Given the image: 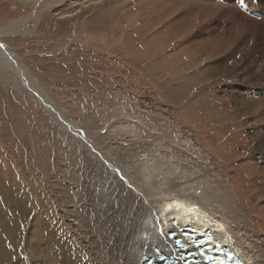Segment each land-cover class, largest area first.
Returning a JSON list of instances; mask_svg holds the SVG:
<instances>
[{
	"label": "rangeland",
	"instance_id": "rangeland-1",
	"mask_svg": "<svg viewBox=\"0 0 264 264\" xmlns=\"http://www.w3.org/2000/svg\"><path fill=\"white\" fill-rule=\"evenodd\" d=\"M52 1L0 0V30L24 20L20 33L0 36V41L17 57L37 89L105 153L116 140L128 152L136 146L133 143L141 145L139 139L146 137L143 140L148 144L164 142L163 151H182L186 167H191L190 154L209 175L222 180L244 224L253 230L257 242H264V202L255 200L257 195L264 197V165L253 153V131L260 133L262 126L253 125L258 118L240 115L249 103L244 99H264V85L251 87L259 83L258 73L264 67V32L260 28L256 37L255 25L248 20L252 16L256 24L264 22V0H249V4L236 0L231 5L237 17H248L239 24L247 28L249 41L241 40L231 45V51L206 59L197 56L194 43H206L231 30L232 13L227 20L218 17L180 33L168 29L162 38H155L164 31L165 22L147 8L145 0H126L119 6L109 0H83L60 10ZM219 3L223 8L230 6L228 1L224 6L225 1ZM205 67L210 78L203 81L199 73ZM178 69L182 70L177 73ZM5 82L6 77L0 79V179L12 188L17 212L22 211L21 202L27 209L31 205V222L40 226L47 222L68 236L62 212L71 219L78 214L81 203L70 186L77 178L85 180L86 167L94 163H86L82 155H92L80 144L72 145L67 131L37 101ZM247 107L251 112L252 107ZM132 124L145 128L147 135L116 132ZM119 135L125 137L119 139ZM188 147L194 154L187 152ZM5 246L9 249L7 242Z\"/></svg>",
	"mask_w": 264,
	"mask_h": 264
},
{
	"label": "bare ground",
	"instance_id": "bare-ground-1",
	"mask_svg": "<svg viewBox=\"0 0 264 264\" xmlns=\"http://www.w3.org/2000/svg\"><path fill=\"white\" fill-rule=\"evenodd\" d=\"M104 1L102 5L105 4ZM133 1L138 3L144 0ZM145 1L147 8L156 12L165 22V26L161 29L164 31L156 34L155 38L166 34L168 29L180 33L191 30L199 23L215 22L218 17L220 20L224 16L227 20L228 14L232 13L229 19L234 27L231 30L217 35L212 34L214 36L210 38V41L206 40V43H194L198 52L197 56L203 55L205 59L212 58L217 53L231 51V45L240 44L241 40L249 41L247 28L239 24L240 19L247 16L237 17L234 13L236 11L231 6L239 4L240 0L237 3L236 0ZM224 1L223 6L226 1L230 6L224 8L219 6V2ZM52 2L53 6L60 10L83 0H53ZM109 2H116L114 6H119L118 4L122 2L125 4L128 1L109 0ZM247 3L249 4V0ZM255 6H257L256 10L260 9L259 5ZM255 6H253L254 9ZM263 8L264 6L261 9ZM250 13L258 14L252 11ZM248 20L255 25L252 30L256 37L260 28L264 32L262 24L264 22L259 24L260 27L252 16ZM23 24L24 20L10 22L0 30V36L17 35ZM207 30L211 33L209 28ZM208 69L205 67L199 73L204 76L200 78L201 80L210 78ZM24 70L17 57L0 41V79L6 77L5 83L11 84L21 94L37 101L43 111L47 112L62 130L67 131L72 145L80 144L83 150L89 151L92 157L88 158L84 154L82 158L86 163H94V165L86 167L88 174L83 182H80L78 178L75 179V175L73 176L76 181L70 187L75 200L81 204L74 219L62 212L67 222L65 230L68 231V236L63 235L59 227L55 228L47 222L43 226L31 222L28 216V209L33 208L31 205L27 209L24 202H21L23 206L20 210L22 211L17 212L18 209L12 200L14 195L12 188L5 186L0 179V197L2 198L0 199V264H18L22 257H25L23 258L25 261H21V264H141L147 257L157 260L160 256H172L175 260L182 262L181 252L194 253V250L198 248L207 252L212 250L213 244L216 246V242L223 245L220 247L222 249L227 247L228 251L233 250L239 258L243 259L244 264H264V260H261V258L264 259V242L255 240L253 230L243 222V214H240L241 210L235 199L223 185L222 180L217 179L216 174L213 177L209 175L210 171L201 168L190 154L188 162L191 160V167H186L182 164L181 157L185 156L182 151L173 152L172 150L171 153L163 151L164 142L162 145L161 140L155 144H148L143 140L147 139L146 137L139 139L141 145L133 143L136 146L134 145V148L126 152V149L118 146L120 143L115 141L117 138L115 136V146L110 145V151L107 152L109 154L103 152L77 125L68 120L43 91L40 92L37 89L39 87ZM181 70L178 69L177 73ZM258 74H260L258 79L261 76L263 80L256 78L259 83L251 87L264 85V67ZM244 101L249 102L247 105L252 109L249 112L250 109H247L246 105V111L240 112V115L258 118V122L252 123L258 124L259 128L262 126L260 133L257 129L253 131L256 133L253 140L256 144L253 153L264 165V99L261 98L255 102L246 98ZM205 107L200 103L202 111H205ZM123 126L126 128L122 126L119 127L120 129L116 128L118 134L123 131L133 134L134 137L138 133L147 135L145 128L139 125ZM123 137L125 136H120L119 139ZM153 139L156 141L155 137ZM186 150L190 153L193 151L189 147ZM255 197V200L264 202L262 195ZM186 227L192 232H185ZM69 230L73 233L69 234ZM171 232L180 240L179 244H175L174 239L169 237ZM193 240L198 243L197 248L194 247ZM6 242L9 249L5 246ZM246 244L247 249L244 247ZM205 245H208L206 249Z\"/></svg>",
	"mask_w": 264,
	"mask_h": 264
}]
</instances>
